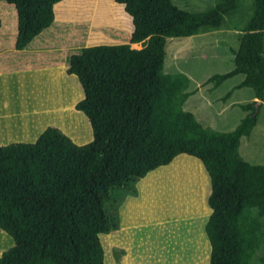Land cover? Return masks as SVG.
I'll return each instance as SVG.
<instances>
[{
	"label": "trees",
	"instance_id": "1",
	"mask_svg": "<svg viewBox=\"0 0 264 264\" xmlns=\"http://www.w3.org/2000/svg\"><path fill=\"white\" fill-rule=\"evenodd\" d=\"M0 1L18 10L16 48L23 51L55 24L63 0ZM238 1L194 14L174 0H117L133 17L131 43L82 46L69 57L85 91L77 109L89 116L95 139L79 145L47 128L36 142L0 146V229L14 239L0 264H106L102 235L121 229L126 197L182 154L202 161L212 179L211 264L254 263L264 243V164L246 160L240 148L264 105V0H256L232 50L235 68L210 78L220 85L244 74L236 88L251 87L263 101L240 104L248 113L234 130L204 126L184 108L195 94L191 78L165 71L169 38L221 28Z\"/></svg>",
	"mask_w": 264,
	"mask_h": 264
},
{
	"label": "rangeland",
	"instance_id": "2",
	"mask_svg": "<svg viewBox=\"0 0 264 264\" xmlns=\"http://www.w3.org/2000/svg\"><path fill=\"white\" fill-rule=\"evenodd\" d=\"M222 1L174 0L194 14ZM123 5L117 0H63L55 6V24L22 51L16 48L18 10L0 1V146L36 142L47 128H59L79 145L95 139L89 116L77 109L85 91L79 76L69 72V57L82 46L131 43L135 25ZM255 8L256 0H239L221 28L205 26L192 37L168 39L165 71L191 78L189 90L195 94L184 108L206 127L231 131L248 113L239 104L251 103L255 91L236 88L244 74L220 85L210 78L235 68L232 50L239 48ZM258 119L252 134L242 138L240 151L251 163L264 164V105ZM136 187L138 194L128 195L121 205V229L102 235L106 264H211L206 225L212 180L204 163L179 155ZM13 245L14 239L0 229V256ZM262 256L264 243L253 264H261Z\"/></svg>",
	"mask_w": 264,
	"mask_h": 264
},
{
	"label": "crops",
	"instance_id": "3",
	"mask_svg": "<svg viewBox=\"0 0 264 264\" xmlns=\"http://www.w3.org/2000/svg\"><path fill=\"white\" fill-rule=\"evenodd\" d=\"M245 77H246V76H245ZM231 96H232V95H231ZM231 96H230V97H231ZM230 97H229V98H230ZM190 98H191V97H190ZM190 98L186 101V103H188L189 100H191ZM230 100H231V99H230ZM257 100H259L260 103L263 102L262 100H260L259 98H257L256 95H254L253 98H252V102L257 101ZM186 103H185V105H186ZM260 103H259V104H260ZM241 104H242V103H241ZM243 104H244V103H243ZM239 105H240V104H239ZM185 109H186V108H185ZM5 115H8V114H5ZM244 137H246V136H244ZM244 137H243V138H244ZM208 177H209V176H208ZM211 180H212V179H211ZM211 192H212V190H211ZM211 192H210V194H211ZM209 196H210V195H209ZM210 209H211V211H212V212H211V215H212V213H213V209H212V208H210Z\"/></svg>",
	"mask_w": 264,
	"mask_h": 264
},
{
	"label": "bare ground",
	"instance_id": "4",
	"mask_svg": "<svg viewBox=\"0 0 264 264\" xmlns=\"http://www.w3.org/2000/svg\"><path fill=\"white\" fill-rule=\"evenodd\" d=\"M135 44V43H134ZM212 258V257H211Z\"/></svg>",
	"mask_w": 264,
	"mask_h": 264
}]
</instances>
